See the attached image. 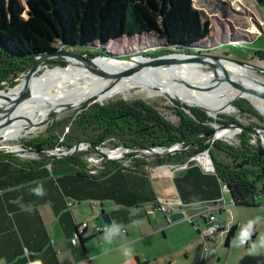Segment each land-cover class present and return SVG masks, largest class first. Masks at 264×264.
<instances>
[{"label":"trees","instance_id":"16d2710c","mask_svg":"<svg viewBox=\"0 0 264 264\" xmlns=\"http://www.w3.org/2000/svg\"><path fill=\"white\" fill-rule=\"evenodd\" d=\"M254 1L264 13V0ZM203 22L192 0H0V89L9 77L15 78L33 63V56L56 52L57 44L78 47L94 41L104 43L122 35L146 32L156 34L166 47L185 48L206 37ZM9 84L13 85L14 82ZM123 93L114 92L106 98ZM175 106L178 122L172 124L153 105L141 99L130 101L118 98L104 103L95 102L83 106L76 116L67 121L65 127L68 130L61 140L57 134L61 121H56L46 136L34 137L27 140L25 145L42 150L59 146L68 149L85 141L89 143L86 150L60 158L85 172L88 163L85 156L109 141L115 147L129 149L167 148L175 144L186 147L182 151L151 159L136 156L132 164L126 166L106 161L103 168L94 174L99 177L118 167L143 171L152 164L179 163L208 149L214 171L226 186L232 203L254 205L253 198L261 193L260 189L264 190V185H260L264 179V148L260 146L258 137L241 130L236 142L231 144L215 139L203 143L213 130L208 123H226L221 119L230 123L240 121L225 115H219L218 120L201 108L178 103ZM239 110L264 121L255 111L243 107ZM11 156L0 154V157ZM50 160L41 156L38 160L27 162L31 165ZM235 230V225L228 228L224 239L226 246L233 239Z\"/></svg>","mask_w":264,"mask_h":264},{"label":"crops","instance_id":"0c3cea01","mask_svg":"<svg viewBox=\"0 0 264 264\" xmlns=\"http://www.w3.org/2000/svg\"><path fill=\"white\" fill-rule=\"evenodd\" d=\"M11 155L0 157V264H150L163 255L169 262L172 229L188 222L190 228L199 222L205 227L213 213L221 234V212L227 209L234 216L240 208L248 209L234 205L215 171L198 163L174 168L152 164L143 171L118 167L99 177L66 159L29 165ZM154 202L170 204L185 219L171 224L162 213L149 214ZM102 213L109 215V226L125 231L92 233L94 225L105 224ZM82 220L87 233L72 245L75 224ZM195 245L191 264H201V245Z\"/></svg>","mask_w":264,"mask_h":264},{"label":"rangeland","instance_id":"374dc122","mask_svg":"<svg viewBox=\"0 0 264 264\" xmlns=\"http://www.w3.org/2000/svg\"><path fill=\"white\" fill-rule=\"evenodd\" d=\"M25 2V0H22ZM196 9H198L202 15L203 26L206 30V37L201 39L197 44L192 46H187L185 48H175V47H166L162 40L156 36L154 33H140L136 35H122L119 38H114L109 42L94 41L91 44L78 47H62L57 44V51H69L74 53L67 56H59L55 54L49 58L43 59L41 62L40 68L38 71L34 72L35 65L34 62L30 63L29 66H26L24 70L19 72L15 78H10L5 81L3 84V90H9L10 88L17 85L19 81H22L28 74L39 75L45 71L54 72L67 64L68 57L69 59H84L90 60L98 55L102 56H115L117 58L121 56H135V55H144L145 57H156L158 55H163L165 53L174 52H189L194 54H203L204 56H217L221 61L232 59L238 62H245L251 67H246L244 69V75L246 77H257L260 80L264 81V13L261 6L256 5L254 0H192ZM102 51V52H100ZM164 52L160 54V52ZM159 52V53H158ZM161 52V53H162ZM149 59V58H148ZM224 65V64H222ZM244 66V65H242ZM226 68L228 66H225ZM224 70H227L225 69ZM109 71V76L100 79L99 82L109 81L114 78L116 75L121 73L123 70H120L119 66L114 65L109 69H104L103 71ZM203 76H211V74L216 71L215 69L208 68L203 69ZM124 72H126L124 70ZM102 73V72H101ZM123 73V72H122ZM227 73V72H226ZM137 74V73H136ZM227 74H230L229 72ZM82 75V73H80ZM99 75V74H98ZM139 75V74H138ZM225 73H220V78H226ZM34 76V75H33ZM182 76V75H181ZM133 76L122 79L121 81L128 80L122 86L118 88H113L111 91H108L105 97L99 98L104 99L110 96L112 93L123 94L114 95L112 97L106 98L101 102H106L107 100L124 98L127 100L141 99L144 102L153 105L158 112L163 115L166 119L176 124L178 122V117L175 114L174 108H176L175 103L171 100L170 97L164 96L168 92L162 89L159 85L155 84L153 80H147L141 78L144 76ZM216 78V77H215ZM131 79V80H129ZM213 79V78H212ZM207 79V83H213L215 80ZM134 80V81H133ZM202 79H199L200 81ZM133 81V82H132ZM14 82L13 85L9 83ZM189 84L188 86L193 85L194 83L187 80L184 82ZM227 85V84H221ZM230 91V90H227ZM169 95V94H168ZM231 97V96H230ZM227 95L213 96L202 101V106L206 108V112L209 116L220 120L219 115H225L235 118L240 121L244 126L255 125L253 128H257L264 135V121L259 120V118L249 114L240 112V107L245 109H250L257 112L261 117L264 116L259 113L258 109L254 107L252 103L242 95L232 97L230 99ZM52 98L55 100L66 101L71 98V94L67 95H52ZM230 100V101H229ZM235 102V103H234ZM234 104V105H233ZM32 110L26 114L24 120L20 121V127L22 128L20 135L16 139H8L0 142V150H8L11 146H20L28 147L25 145V142L31 140L37 136H46L49 133V130L52 129L55 122H60L59 130L57 134L59 135L60 140L62 139L63 133H66L68 130L65 125L67 121L72 119L78 113H74L75 109H69L62 111L58 115L55 114L51 118H43L39 115L38 111H43V108L35 104L32 106ZM27 109V108H26ZM25 110V109H24ZM11 113V114H10ZM10 116H15L14 111L8 113ZM7 117H4L3 120ZM222 121L228 122L227 120L221 119ZM40 122H45L42 128H38L35 131H30V126ZM3 123H0V127ZM212 126L214 130L215 127L222 125L223 123H218L212 121L208 123ZM65 127L63 132L61 129ZM218 127L217 129H221ZM224 128V127H223ZM212 130V131H213ZM229 131V133L227 132ZM228 134L221 136V140L225 142H236L237 135L240 131H236V128L226 127L225 131ZM225 138V139H223ZM252 142L254 139L251 140ZM179 147H182L181 144H178ZM56 148V149H55ZM99 148V147H98ZM101 150H112L106 152L109 157H115L118 150H122V156H126L128 160V165L132 164L134 157L133 149L128 147L117 146L115 147L112 142H106ZM58 153H64L67 150L66 147H54ZM22 150V149H21ZM21 150H15L21 152ZM50 150V149H49ZM52 150V149H51ZM79 150H86L81 148ZM77 150V151H79ZM158 149L156 148L155 151ZM76 151V152H77ZM148 152H153L152 150H146ZM23 155H15L22 159L33 160L38 159L41 156L28 154L21 152ZM121 156V157H122ZM142 157L145 159H151L153 157ZM64 158V157H63ZM86 160L89 158V161L92 166L100 164L102 159L101 156L96 153L94 150L85 156ZM119 158V157H118ZM125 158V157H124ZM87 166V164H86ZM261 190V196L255 197L260 204L242 206L243 209L237 211L236 214L224 210L221 212L220 218L223 224V231L216 236V241H204L203 237L197 233L195 227L198 228V231L201 232L204 229L202 222H197L198 224L193 228L189 227V222L183 224L181 227H176L172 229L169 233L168 242L170 251L166 252L168 255V260H166V255L157 256L152 258L150 264H191L194 257V247L198 245H205L208 248L206 253V260L201 264H264V190ZM179 222V221H178ZM231 223H235L236 230L233 239L231 240L229 246L224 244V239L226 238V233L228 227ZM172 224V223H171ZM173 234H172V233ZM108 234V233H107ZM188 245V247H187ZM184 250V251H183ZM155 259V260H154Z\"/></svg>","mask_w":264,"mask_h":264},{"label":"bare ground","instance_id":"6f19581e","mask_svg":"<svg viewBox=\"0 0 264 264\" xmlns=\"http://www.w3.org/2000/svg\"><path fill=\"white\" fill-rule=\"evenodd\" d=\"M66 58L68 61L63 69L57 68L54 72L45 71L39 75L28 74L9 90L0 89V123H3L0 127V142L12 138L16 139L20 135L22 130L20 121L24 120L26 114L33 109L32 106L35 104L45 111H38L41 117L51 118L54 114L58 115L61 113L68 106L73 108L85 100L105 97L106 95L104 94L108 91L128 82V80L127 82L121 81L122 79L133 76H144L141 78L153 80L155 84L166 90L170 96L200 105H202L201 100H206L215 95L231 96L230 99L242 95L264 116V97L261 96V93L264 92V81L257 77H246L244 75L246 65L242 66L232 63V61H221L217 60V58L200 55H187L185 59L182 56L172 55L164 57L161 61L160 59H148L145 56H136L133 59H121L113 56H98L93 60ZM31 61L34 62V72H36L40 68L43 58L37 57ZM114 65L119 66L123 73L115 74L116 76L109 81L99 82L101 78L104 79L110 75L109 71L103 70L109 69ZM225 66L228 67L226 68ZM223 67L227 70H224ZM130 68H138L140 71L136 72L137 74L127 75V70ZM201 68H212L216 71L211 74L212 77L203 76ZM220 73H225L224 76L226 78H220ZM210 78H213L211 81H215L207 83L206 80ZM189 79L190 82L194 83L191 86L184 83L187 80L189 81ZM199 79L202 80L198 81ZM229 79L233 80L235 85H231ZM67 94H71V98L66 101L52 98V95L63 96ZM10 111H14L16 115L7 117ZM4 117L7 118L3 120ZM44 123L40 122L39 124L31 125L30 131L42 128ZM225 128L216 129L215 137L227 135L229 131L227 130L228 133L224 132ZM9 149L20 153L15 150H21V147L11 146ZM160 151L162 149L157 150V152ZM141 152L144 155L152 153L146 150ZM122 153V150H118L115 157H121Z\"/></svg>","mask_w":264,"mask_h":264},{"label":"water","instance_id":"95a60500","mask_svg":"<svg viewBox=\"0 0 264 264\" xmlns=\"http://www.w3.org/2000/svg\"><path fill=\"white\" fill-rule=\"evenodd\" d=\"M55 54H59V56H66L68 54L75 55L74 53L69 52V51H60V52L56 51L54 53H45L44 52V53L38 54L36 56H33L32 60L34 58H37V57H41L43 59H46V58H49L50 56L55 55ZM172 55H174V56L175 55L182 56V57H184V59H185V57L187 55H189V56L200 55V56H203V57H208V56H204L203 54H194V53H189V52H179V53L169 52V53H165V54H163L161 56L158 55L156 57H146V58L160 59V61H161V59H163L164 57H170ZM98 56H102V55H98ZM136 56H144V55H135V56L127 55V56H121L119 58H121V59H129V58L133 59ZM102 57H108V56H102ZM113 57H115V56H113ZM94 58L95 57L90 58V60H93ZM210 58H217V60L224 59V58H219L217 56H210ZM229 60L232 61V63H236V64H239V65H246L248 67H251L250 65H247L245 62H238V61H234L232 59H229ZM139 71H140V69H138V68H136V69H131L130 68L129 70H127V75H129V74L132 75L133 73H136V72H139ZM229 83H231V85H235V82L233 80H231V79H229ZM164 96L170 97L171 100L174 103L184 104V105H187V107L201 108L203 111L206 112L205 108L202 107V105H200V104L193 103V102H187L186 100H183V99H180V98H174L173 96H170L168 94H165ZM261 96L264 97V92L261 93ZM107 101H109V100H107ZM95 102H101V100H99L98 98H91L89 100L83 101L80 105H77L76 107L72 108V107L68 106V108H65L63 111L69 110V109H72V110L75 109L74 113L76 114L82 109L83 106L87 107L88 105H91V104H93ZM101 103H104V102H101ZM218 127H230V128L235 127L236 131L244 130V131L250 132L255 137H258V142H259L260 146L262 148H264V135L261 134V132L257 128H253V127L249 128V127H245L241 123H230V122L223 123L222 125L217 126V127H215V125H214V130L211 132V134L208 136V138H206L203 141V143L208 142V141H212L213 139H222L221 137H215V131H216V129ZM223 139H225V138H223ZM84 146H88L89 147V143H87L85 141H81V142L75 144L72 148H69L68 152H65V153H58V152H56L55 149L42 150V149H33V148H28V147H21V149H22L21 152H25V153L33 154V155H37V156H42V157H46V158H50V159H55V158L56 159H60V158H63L65 156H67V155L74 154L77 150H79L80 148H82ZM156 148L157 149H162V151L157 152V151H155ZM132 149H133V154H131V155H135V156L139 155V156H143V157H154V156H162V155L170 154V153L173 154V153H175L177 151H182V150L186 149V147H179L178 144H175V145H173V146L171 145V146H169L167 148L157 147L156 146V147H150V148H143L142 147V148H132ZM93 150L96 153H98L101 157H104V158H106V159H108L110 161H114L115 162V161L120 159V157L119 158L109 157V155H107L106 151L100 150V148H98V147H96ZM142 150L143 151L144 150H152L153 152L151 154L144 155L143 152H141ZM21 152L20 153L13 152V150H10V149H8V150H0V154H6V155H11V154H13V155H23V154H21ZM126 155H128V154H126ZM168 218H169V221L171 223H175V222H178V221H181V220L185 219L184 213L181 212V211H175L172 214H169ZM101 219H102V222L105 223L106 225H110L111 224V219H110V217H109V215L107 213H102L101 214ZM32 264H38V263H32Z\"/></svg>","mask_w":264,"mask_h":264},{"label":"built area","instance_id":"2783aa9c","mask_svg":"<svg viewBox=\"0 0 264 264\" xmlns=\"http://www.w3.org/2000/svg\"><path fill=\"white\" fill-rule=\"evenodd\" d=\"M228 142H229V144L232 143L230 141H228ZM82 148L86 149V148H88V146H84ZM99 148H100V146H99ZM101 149L102 148H100V150ZM68 150H69V148L67 150H65L64 153L68 152ZM112 150H117V149H110V150H105V151H112ZM208 152H209L208 149H206L202 152H197L193 156H191V157H189V158H187V159H185L179 163H173L171 165V167H173V168L178 167V166L181 167V166H187L190 163H198L201 165L202 168L214 171V167H213L214 164H213ZM126 156L120 157V159L115 161V162L121 163L122 165H125V166L128 165V162H127L128 160L126 159ZM201 158H203V159H201ZM100 159H102L100 164H96V165L92 166L91 164H89L90 163L89 158H87L88 163L86 166V172L88 174H90V175L97 174L98 171H100L103 168V163H105L106 161H110L104 157H101ZM110 162H114V161H110ZM68 204L72 205V203H68ZM175 210H176V208H174L173 206H171L170 204L165 203V202H158V203L154 202L147 208V212L149 214L162 213L166 216H169V214H172L173 212H175ZM188 220L191 221L190 218H188ZM87 226H88L87 222L83 221V220L81 222H78L75 224V232H74V234H72V237L70 239V243L72 245L77 244L80 237L86 235ZM221 228H222L221 223L217 221L216 216L213 215V213H210L207 216V221H206L204 229L201 232H199V234L203 237L204 241H206V242L212 241L213 242L214 239H216V236L220 232ZM124 231H125V229L115 230L111 226L106 225V224H102V225L96 224L92 227V233H94V234H96V233L97 234L109 233L111 235H116V234H118L120 232H124ZM207 252H208V248L205 245H203V246L201 245V249L199 252V258H198L199 263L200 262L202 263L203 261L206 260V257H207L206 253Z\"/></svg>","mask_w":264,"mask_h":264}]
</instances>
